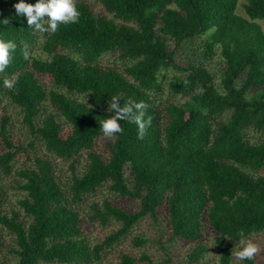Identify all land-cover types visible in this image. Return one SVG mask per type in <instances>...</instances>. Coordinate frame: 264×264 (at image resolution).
I'll return each mask as SVG.
<instances>
[{"label": "trees", "instance_id": "16d2710c", "mask_svg": "<svg viewBox=\"0 0 264 264\" xmlns=\"http://www.w3.org/2000/svg\"><path fill=\"white\" fill-rule=\"evenodd\" d=\"M18 2L0 0V39L17 45L0 74V252L4 230L15 264H101L148 216L160 219L171 239L194 244L190 262L211 231L217 264H232L241 230L245 238L264 231V32L257 23L264 0H242L243 15L236 12L240 0H99L111 18L77 1L79 22L55 35L29 28L15 13ZM205 34L199 58L176 65L174 49ZM217 50L223 66L216 83L204 62ZM107 54L121 64L103 65ZM171 68L178 74L164 77ZM13 74L18 82L10 90L3 80ZM163 91L186 99L164 102ZM114 96L121 106L128 98L148 105L152 122L143 139L127 121L122 134L102 135ZM12 110L30 136L26 144L13 141ZM99 139L106 153L95 148ZM56 160L66 164L67 177ZM103 187L137 201L135 209L106 197L83 212ZM84 216L102 225L112 218L118 227L93 243ZM139 260L150 263L146 255L122 253L114 264Z\"/></svg>", "mask_w": 264, "mask_h": 264}, {"label": "rangeland", "instance_id": "374dc122", "mask_svg": "<svg viewBox=\"0 0 264 264\" xmlns=\"http://www.w3.org/2000/svg\"><path fill=\"white\" fill-rule=\"evenodd\" d=\"M85 2L92 12L98 16H104L105 18H111V15L108 14L99 0H77ZM242 0H240L237 8V13L243 15V9L241 7ZM257 23L260 25L262 31L264 32V20H258ZM207 39V35H200L197 38L192 39L186 44H182L174 49L175 55L174 60L176 65L179 67H185L187 62L191 60H197L199 56L203 52L204 41ZM172 44V43H171ZM40 53L39 49L36 47L34 49V54L38 55ZM101 63L103 65L112 66L115 64H121V61L117 58L116 54H107L101 58ZM204 64L207 66L209 71L215 78L216 83L219 82V78L222 73L223 59L219 54V50L215 52V54L210 58L206 59ZM183 75L186 72L181 71ZM175 74H178L177 70L171 68L167 70L164 74V77H171ZM181 74V75H182ZM48 83V82H47ZM50 85V84H48ZM51 88V86H48ZM162 101L164 102H173L180 104L185 101V97L176 96L171 97L167 91H163L160 95ZM80 99H84V97H79ZM11 134L13 141H20L22 144H26L27 140L30 136L27 134L25 129L21 126V116L17 111L12 110L11 113ZM226 117V116H225ZM1 144V143H0ZM95 148L102 152H107V147L105 145L104 139H99L96 141ZM23 156H20L17 165L22 164ZM60 172L64 177L69 175V170L66 168V164H64L61 160H56ZM78 168H81L83 165V160L80 162ZM106 197H113L105 187L101 188L96 195L91 196L86 203H83L81 208L83 212H90V203L100 201ZM115 202L120 203L121 206L127 209H135L137 201L129 200V199H121V198H112ZM84 225L83 232L86 237L91 242L98 243L102 241L106 235L110 232L117 229V223L111 218L106 225H102L96 218L88 219L87 216H84ZM154 222L151 217L142 218L137 222V224L133 227L132 231L129 235L119 244L113 246L110 250L105 253L101 264H114L119 261V256L122 253L129 254L136 259H139L141 256L146 255L150 260L149 264H217V254L214 248L213 237L214 233L211 231L205 232L202 238V242L205 245L204 250L198 260L190 262L187 259V255L193 249V243H187L178 239H171L169 237V231L165 227V225L160 222ZM6 231L2 230L3 234V248L0 252V259L5 261L8 264H15L14 255L9 252L11 246V240L9 236L5 233ZM134 237H141L145 239V243L142 245H135L133 243ZM254 243H257L261 252L257 255L255 262L260 264L264 262V231L253 234L249 237ZM239 248V244H235L233 246V262L232 264H242L241 261H238L234 252ZM135 264H148L147 261L139 260Z\"/></svg>", "mask_w": 264, "mask_h": 264}, {"label": "clouds", "instance_id": "9594fccd", "mask_svg": "<svg viewBox=\"0 0 264 264\" xmlns=\"http://www.w3.org/2000/svg\"><path fill=\"white\" fill-rule=\"evenodd\" d=\"M17 16L26 18L27 25L34 31L48 35H55L61 25L68 26L77 24L80 18V11L77 8V0H37L35 4H28L20 0L13 5ZM5 25L9 23L7 19L3 21ZM17 45L12 40L0 39V74H4L6 69L11 66L13 54ZM25 60L29 59L30 53L25 47L22 50ZM18 82V76L13 74L5 76L3 83L7 89H14ZM187 84V81H185ZM203 94V88L198 89ZM148 105L144 102H137L132 98H128L123 106L120 103V97L114 96L108 105V111L114 113L110 118L103 119L100 124V131L106 138H111L116 134H122L124 129L121 121L134 123L138 129V139H143L146 130L151 126L152 117L145 119V110ZM239 248L234 252V256L238 261H255L257 255L261 252V248L250 238H245L244 232L239 233Z\"/></svg>", "mask_w": 264, "mask_h": 264}]
</instances>
